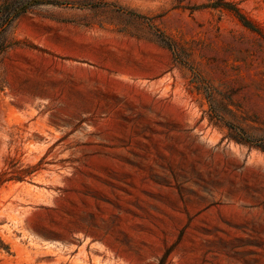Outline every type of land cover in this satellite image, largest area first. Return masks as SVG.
Listing matches in <instances>:
<instances>
[{
    "label": "rangeland",
    "instance_id": "374dc122",
    "mask_svg": "<svg viewBox=\"0 0 264 264\" xmlns=\"http://www.w3.org/2000/svg\"><path fill=\"white\" fill-rule=\"evenodd\" d=\"M0 264H264V0H0Z\"/></svg>",
    "mask_w": 264,
    "mask_h": 264
},
{
    "label": "trees",
    "instance_id": "16d2710c",
    "mask_svg": "<svg viewBox=\"0 0 264 264\" xmlns=\"http://www.w3.org/2000/svg\"><path fill=\"white\" fill-rule=\"evenodd\" d=\"M226 6V5H225ZM229 6V5H228ZM225 8H227V7H225ZM226 10H228L229 12H231L232 14H233V16L243 25V26H245V27H247V28H252V22L246 17V16H244L237 8H235V7H233V5H232V7H231V9H226ZM22 12V10H19L18 11V13H21ZM26 173H29V171L27 172V171H25ZM24 171L22 172V173H20V174H24L25 173ZM15 180H22L21 179V176L19 175V176H17V177H15Z\"/></svg>",
    "mask_w": 264,
    "mask_h": 264
}]
</instances>
